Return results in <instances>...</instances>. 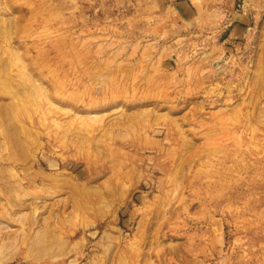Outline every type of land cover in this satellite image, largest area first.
Wrapping results in <instances>:
<instances>
[{
	"label": "rangeland",
	"instance_id": "374dc122",
	"mask_svg": "<svg viewBox=\"0 0 264 264\" xmlns=\"http://www.w3.org/2000/svg\"><path fill=\"white\" fill-rule=\"evenodd\" d=\"M0 264H264V0H0Z\"/></svg>",
	"mask_w": 264,
	"mask_h": 264
},
{
	"label": "bare ground",
	"instance_id": "6f19581e",
	"mask_svg": "<svg viewBox=\"0 0 264 264\" xmlns=\"http://www.w3.org/2000/svg\"><path fill=\"white\" fill-rule=\"evenodd\" d=\"M217 61H220V58H219V57L217 58V60L214 61V63L217 62ZM215 64H217V63H215ZM220 64H221V63H220ZM218 65H219V64H218ZM23 68H24V67H23ZM26 68H27V66H26ZM218 68H219V67H218ZM26 75H28V74H26ZM29 77H30V75H29ZM30 78H31V77H30ZM31 79H32V78H31ZM26 81H27V80H25V85H26ZM27 83H28V82H27ZM27 86H28V85H27ZM38 87H39V86H38Z\"/></svg>",
	"mask_w": 264,
	"mask_h": 264
}]
</instances>
